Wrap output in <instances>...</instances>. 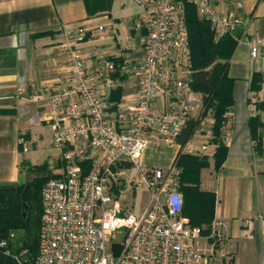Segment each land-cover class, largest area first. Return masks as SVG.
I'll use <instances>...</instances> for the list:
<instances>
[{
  "label": "built area",
  "instance_id": "1",
  "mask_svg": "<svg viewBox=\"0 0 264 264\" xmlns=\"http://www.w3.org/2000/svg\"><path fill=\"white\" fill-rule=\"evenodd\" d=\"M133 1L145 8L134 26L146 31L143 57L134 65L118 67L103 60L88 66L79 50L88 30L64 27L56 34L68 74L64 85L50 94L43 119L53 130L52 146L62 152L64 173L41 190L40 229L32 260L24 250L12 252L15 233L0 241V250L16 264H230L200 253L201 229L181 215L180 169L176 165L168 171L143 169L139 159L154 142L175 143L189 119L192 70L184 4L194 6L216 39L234 36L239 16L219 13L218 0ZM237 41L246 40L240 36ZM246 42L252 58L264 57V36ZM117 70L136 81L134 104L119 106L108 99L105 89L112 86ZM20 82L19 96L32 92L33 100H40L35 82ZM161 99L165 104L156 110L154 104ZM115 108L127 115L128 124L120 130L115 126ZM211 129L209 124L207 139H213ZM222 141H229L226 134ZM183 151L192 152L187 145ZM87 159L90 169L83 174L80 163ZM127 185L149 193L140 214L119 203Z\"/></svg>",
  "mask_w": 264,
  "mask_h": 264
},
{
  "label": "crops",
  "instance_id": "2",
  "mask_svg": "<svg viewBox=\"0 0 264 264\" xmlns=\"http://www.w3.org/2000/svg\"><path fill=\"white\" fill-rule=\"evenodd\" d=\"M215 6L221 14L239 16L238 37L247 41L264 36V0H218ZM144 10L133 0H0V186L26 182L22 162L50 167L57 162L54 173L62 172V152L52 146L53 130L43 119L50 94L64 85L68 74L57 32L76 26L88 30L87 40L79 45L88 66L103 60L118 67L134 65L144 53L146 31L134 26ZM238 37L232 36L235 45L226 69L232 81V105L221 133L226 152L220 167L215 169L217 144L205 134L214 123L211 110L184 146L154 142L143 151L139 164L168 171L181 153L206 159L199 189L214 195L211 230L220 249H212L213 256L230 264H264V57L252 58L247 42L239 43ZM112 78V86L105 89L108 99L119 106L134 104L136 81L118 70ZM21 80L35 82L39 101L33 100L32 92L17 94ZM190 97L189 118L198 119L204 111L202 96L191 91ZM164 104L158 100L154 108L160 110ZM113 111L116 128L123 129L127 115L117 108ZM225 134L227 143L222 141ZM258 143L261 154L255 151ZM186 145L192 152L183 151ZM88 154L92 159L93 153Z\"/></svg>",
  "mask_w": 264,
  "mask_h": 264
},
{
  "label": "trees",
  "instance_id": "3",
  "mask_svg": "<svg viewBox=\"0 0 264 264\" xmlns=\"http://www.w3.org/2000/svg\"><path fill=\"white\" fill-rule=\"evenodd\" d=\"M184 10L192 70L190 90L202 95L204 111L200 118L187 120L176 143L184 146L211 110L214 119L211 129L213 143L217 144L215 169H218L226 152L220 139L225 115L232 105V81L227 78L226 69L235 41L230 35L214 41L209 23L197 18L194 6L185 3ZM237 30L234 32L236 37L239 36ZM249 124L252 126V119ZM255 151L261 154L259 143ZM22 165L28 174L48 169L46 164L37 168L28 162H22ZM90 165L88 159L80 163L83 174L90 169ZM176 166L180 169L179 191L183 199L181 215L188 219L191 226L204 227L201 236L209 237L214 216V195L199 189V172L207 167L206 159L181 153ZM47 179L45 176L33 177L22 184L0 186V241L7 239L11 233L16 234L15 239L23 237L17 254L28 249V258H33L37 252V232L42 213L41 188ZM0 264H14V260L0 250Z\"/></svg>",
  "mask_w": 264,
  "mask_h": 264
},
{
  "label": "rangeland",
  "instance_id": "4",
  "mask_svg": "<svg viewBox=\"0 0 264 264\" xmlns=\"http://www.w3.org/2000/svg\"><path fill=\"white\" fill-rule=\"evenodd\" d=\"M202 104H203V100H202ZM202 104L200 105V107L198 109V114L201 112V110H203ZM43 164H46L48 169H46L44 172H33L32 174L27 173L26 181L31 180L33 177H41V176L48 177V179H47V181H48V180L53 179L55 177H59L64 173V163L63 162H62L63 168L61 166L62 172L60 171V173H54L58 169L57 168L58 167L57 162L52 163V166L55 169L53 167H50L49 163H43ZM43 164L35 165V166L31 165V164L30 165L33 168H37V167H41ZM24 170L26 172V168ZM128 176L131 177L132 173L129 172ZM46 182L43 184V186L46 184ZM43 186H42V188H43ZM42 188H41V190H42ZM148 199H149V193L147 190H145L143 188H135L133 190L132 188L129 187V185H127L126 188L122 190V192L120 193V195L118 197L119 203L121 204L122 208L124 210H131L134 214H140L141 213L143 208L148 203ZM182 201H183V199H182ZM40 219H41V217H40ZM39 229H40V225H39L38 232H37V240H38ZM200 229L204 230V227H202ZM119 238H120V234L117 233L114 237V240L117 241V240H119ZM200 238L201 239H199L198 242L201 240L204 241V242L202 241L203 244L201 243V245H200V253L203 254L204 256L214 255V251H212V249L216 250L215 252H218V249H220V247L217 245L218 244L217 237L213 235L212 230H211L209 237L204 236V238H203L200 235ZM208 249L209 250L211 249L210 254H208ZM24 251H26L27 259L29 261H31L32 258H28V252H27L28 249H25ZM14 264H16L15 261H14Z\"/></svg>",
  "mask_w": 264,
  "mask_h": 264
},
{
  "label": "water",
  "instance_id": "5",
  "mask_svg": "<svg viewBox=\"0 0 264 264\" xmlns=\"http://www.w3.org/2000/svg\"><path fill=\"white\" fill-rule=\"evenodd\" d=\"M23 241V237L19 236L17 237L14 242H13V248H12V252L16 253L19 249V246L21 244V242Z\"/></svg>",
  "mask_w": 264,
  "mask_h": 264
}]
</instances>
